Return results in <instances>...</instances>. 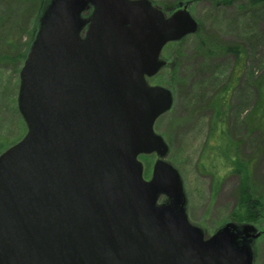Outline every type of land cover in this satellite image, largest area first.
I'll return each instance as SVG.
<instances>
[{
  "label": "water",
  "instance_id": "obj_1",
  "mask_svg": "<svg viewBox=\"0 0 264 264\" xmlns=\"http://www.w3.org/2000/svg\"><path fill=\"white\" fill-rule=\"evenodd\" d=\"M198 28L186 7L51 0L20 73L28 131L0 156V264H254V227L206 238L189 221L154 130L173 94L148 79L164 47ZM152 153L146 181L138 157Z\"/></svg>",
  "mask_w": 264,
  "mask_h": 264
},
{
  "label": "rangeland",
  "instance_id": "obj_2",
  "mask_svg": "<svg viewBox=\"0 0 264 264\" xmlns=\"http://www.w3.org/2000/svg\"><path fill=\"white\" fill-rule=\"evenodd\" d=\"M149 1L166 16L186 7L199 27L164 48L165 65L149 80L151 86L165 87L173 94V107L159 118L155 131L169 147L164 160L181 175L189 219L206 238L228 223L254 227L255 233L262 232L252 243L254 264H264V211L252 223L236 219L246 213L238 201L240 175L229 170L224 149L220 157L214 154L221 146L218 133H226L240 156L253 161V188L264 203V134L256 130L249 136L243 124L257 101L256 83L264 81V8L251 6L250 0ZM50 2L0 0V156L27 133L18 108L20 73ZM233 46L244 52V66L224 50ZM207 49L215 53L207 55ZM227 85L235 88L220 129V115L211 102L219 99ZM156 158L155 154L140 157L146 180L152 177Z\"/></svg>",
  "mask_w": 264,
  "mask_h": 264
},
{
  "label": "trees",
  "instance_id": "obj_3",
  "mask_svg": "<svg viewBox=\"0 0 264 264\" xmlns=\"http://www.w3.org/2000/svg\"><path fill=\"white\" fill-rule=\"evenodd\" d=\"M211 2H215L216 0H207ZM223 2H231V0H223ZM251 6H255L258 8H264V0H250L248 2ZM227 53H232L233 55L237 56L239 62L242 63L244 66V56L243 51L236 46L233 47H225ZM207 55H213L215 50L207 49ZM241 70L240 72H242ZM240 74L236 75L235 82L238 84ZM235 87L232 85H227L221 93V96L218 100L214 98L211 104L215 107V110H218L219 121L218 127L221 129V120L223 116H225L226 112H228L231 108V101H232V91ZM255 92L257 93V101L255 106L252 108V111L248 112L245 116V120L243 121L246 130L248 131V135H252L254 131L260 130L262 134H264V81L256 83ZM258 122V124L256 123ZM259 128V129H258ZM252 137V136H251ZM217 140H219L221 146L220 148L214 153L216 156L220 157V151L224 149L222 156L226 159V163L230 166L228 167L229 170L233 173H237L240 175L241 184L239 188V198L238 201L239 206L246 209V213L243 215L236 216V219L239 222H249L252 223L254 221H259L261 219V215L264 211V203L261 201V198L253 188L252 184V168H253V161L251 160H244L241 156L239 151H237V145L231 142V139L226 135L224 132H220L217 135ZM218 159H215L217 162ZM205 168V166L203 165Z\"/></svg>",
  "mask_w": 264,
  "mask_h": 264
}]
</instances>
